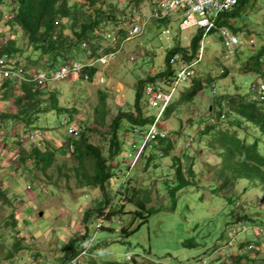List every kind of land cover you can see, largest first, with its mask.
<instances>
[{"label": "trees", "instance_id": "obj_1", "mask_svg": "<svg viewBox=\"0 0 264 264\" xmlns=\"http://www.w3.org/2000/svg\"><path fill=\"white\" fill-rule=\"evenodd\" d=\"M113 1L0 0V12L3 13L4 9L9 13L6 25L12 31V36L0 44V56L9 55L14 64L21 65L26 69L28 76H33L38 71L55 70L61 64L71 60H85V42L91 43L92 52L97 54L98 47L103 43V32L112 28H120L123 23L129 22L146 0H132L125 5L114 4ZM246 6V0H242L240 6L229 14L240 13L241 9ZM159 23H166V20L159 21ZM218 24H227L236 33L240 32V29L227 20H219ZM120 32L124 36L125 28ZM252 33L253 31L249 29L246 36L252 39ZM20 37H24L26 40L23 46L18 42ZM260 42L259 47L247 58V65L245 66V62L242 63L244 65L242 73H253L256 76V80L248 89L245 88L244 91L243 84L232 79L234 80L235 93H232L226 85L222 86L221 92L223 93H219L215 83L217 76L209 74L206 75L207 79L205 80L195 78L189 89L181 93L179 101L171 102L163 111L159 119L161 123H165L172 117H177L181 123L183 122L181 130L175 132L183 137L186 134V129L180 105L190 104L191 107H195L197 98L204 93L206 87H209L214 96L211 101L208 100L206 114L202 115L198 122L195 120L198 124L199 134L195 138V135L191 133L189 135L187 133V135L193 138L192 145L193 142L197 143V138L202 141L203 137L213 134L212 140L220 146L211 144L210 147L213 151L218 148V156L224 160L216 177L205 186L202 181L198 180L199 175L195 168L198 165V157L192 156V150L189 152L185 148L181 157H175L172 160L173 174L171 175L169 170L167 178L162 184L165 192V195L162 194L163 202L166 201L167 204L159 208L149 207L152 197L150 192L143 190H137L133 196L120 192V195L115 197L120 198L121 202L116 204L114 197L109 194V189H107L118 177L116 169L110 167L103 148L92 143L91 130L86 122H83V126L75 124L74 113L76 110L70 111L68 106L60 107L56 92L50 90L49 86L43 88L37 82L26 79H21L17 83L13 78L0 81V102L2 101V109H0V127L2 128L0 130L4 133L8 129L7 133L13 136L9 137L6 134L4 137L5 144L11 147L8 149L10 153H5L13 159V162L8 165L6 159L0 156V177H2L0 178V202H3V205L13 206L15 202H18L19 196L10 197L6 193L8 189L7 176L3 175L4 171L8 176L18 171L20 166H14L16 162L25 170H29L31 168L27 165L28 161H33V164L45 172L53 164L58 154H65L79 162V165L74 169L76 175L85 180L82 182L85 185L81 182L79 185L85 188L100 189L105 194V200L100 203L101 209L97 210L99 216L105 213L104 208H110L107 213L110 217H119L121 221L125 217H131L129 218L132 221L131 224L123 226L122 235L124 237L130 238L140 231L144 232L145 229L149 235L152 229L150 225L155 217H160V214L176 216L179 214L180 204L183 203L186 207L191 206L192 199L203 202V193L199 192V196H195L199 188L203 192L205 189L208 190L212 198L213 196L218 197V192L227 206L221 216L204 215L205 218L195 224L194 231L186 237H182V242L180 241L176 250L167 249L162 253L155 254L150 242L147 244L138 241V246L135 248L129 242L127 245L131 253L127 254L126 259L92 260L90 264H141L138 253L142 254L143 252L145 256L150 254L156 260V264H264V205L262 208L257 203H251L247 198L248 192L253 189L264 192V98L257 99L258 92L256 91L259 82L264 81V39ZM192 44L193 54H195L199 48L198 35L194 37ZM181 49L179 44L168 52L165 57V72L149 73L146 78L138 80L135 85L137 115L135 116L131 112H122L114 119L110 146L114 160L118 159L126 150L120 134L125 124L124 120H128L131 126L127 130L131 131L130 135L136 133L137 136L143 138V142H145L143 156H146L147 149L150 152L156 150L159 151V161H162L163 158H170L171 153L177 149L179 142H173L168 135L159 134L154 139L146 140L150 126L157 121V114L151 113L150 116H147L141 104L149 106V101L144 93L145 86H157L158 79L162 74H165L164 78L167 76L168 79L169 73H172L170 57ZM99 68L96 66L86 68L85 72L81 75L77 74L79 76L76 78L84 81L89 72L93 81ZM224 71L223 75L225 76L228 69L225 68ZM103 101L105 102L106 99ZM11 105H13L12 110ZM104 106L106 105L104 104ZM210 107L211 109H209ZM52 110L63 114L66 123L75 126L80 131L79 137H69L64 140L58 138L54 133V138L52 133H49V129L40 127L38 122ZM103 113L106 115L107 112ZM190 121L195 122L193 119ZM202 126L204 127L201 128ZM230 128L244 130L245 137L242 138L236 133H231ZM14 132L16 135H13ZM29 133L35 135L40 133L41 139L32 140L29 136L25 139L26 134ZM47 134L50 136L49 138H46ZM43 137L45 138L43 139ZM132 147L134 151V146ZM128 150L130 149L128 148L126 151ZM152 152L148 159L144 158L147 160L146 167L154 164V168L157 170L161 168V164H158L159 161H156V155ZM88 161L91 163L90 166ZM28 172L32 175L31 170ZM30 179L29 188L34 191L36 189L34 183L37 180L33 176ZM237 184H245L242 193H238L235 189ZM160 190L161 188H158L156 191L158 196H161ZM191 190L194 191L190 192ZM256 209L257 211L260 209L259 213H256ZM94 212L88 211L86 216ZM10 217L12 220L7 224L16 227L21 223L16 217L14 209ZM155 221L157 224L160 219ZM101 227L117 231L116 227L105 226L104 221L98 228ZM18 236H15L16 240L7 254L11 258L10 260L18 250L22 249V239ZM82 241L81 238H71L66 247L65 256L67 258L64 257L61 264H71L72 258L79 255L82 250ZM76 243L79 246L74 248ZM100 243L97 245L105 247L103 243ZM104 243L107 245L109 242L105 241ZM93 249L94 245L91 244L89 251Z\"/></svg>", "mask_w": 264, "mask_h": 264}, {"label": "rangeland", "instance_id": "obj_2", "mask_svg": "<svg viewBox=\"0 0 264 264\" xmlns=\"http://www.w3.org/2000/svg\"><path fill=\"white\" fill-rule=\"evenodd\" d=\"M130 1L132 0H114L113 3L125 5ZM246 3L247 6L242 8L240 13L225 14V18L237 29H240L238 35L243 40L250 39L246 34L251 29L256 40L255 48L248 45L237 56L233 55L227 59L220 38L215 32H211L206 39V48L202 60L195 65L197 78L205 80L207 79L206 75L217 76L215 83L219 93H223L221 92L223 85L228 86L229 90L235 93L234 80L243 84L244 91L256 80L253 73L242 72L244 62L246 66L247 58L259 47L260 40L264 39V0H246ZM149 5H151L150 1L142 5L143 15L150 11ZM1 12L0 44L12 36L11 29L6 25L9 13L4 9L3 13ZM134 22L139 23L137 17L134 18ZM180 23L181 18L178 16L172 19L170 24L150 20L145 24L144 34L126 42L124 50L121 49V53L110 64L102 66L100 75H97L94 81H81L73 75L67 81L56 82L50 86V90L56 92L60 107L68 106L70 111L76 110L74 113L75 124L83 126V122H86L91 130L92 143L103 148L110 167L116 169L118 177L112 182L113 184L111 183L110 187H107L116 204L121 202L120 198L115 197L120 195V192L133 196L137 190L150 192L152 202L149 207L159 208L167 204L165 200V203L163 202L162 194L165 195V192L162 184L167 178L169 170L171 171L170 174H173V158L181 157L185 148L189 152L192 150V156L198 157V165L195 168L199 175L198 180L202 181L205 186L216 177L217 171L222 167L224 159L218 156L217 150L219 149L216 148V151H213L210 147L211 144L220 146L212 140L213 134L203 137L202 141L197 138V143L193 142L192 145L191 138L188 136L190 133L195 137L199 134L196 123L202 115L206 114L208 100L211 101L214 96L209 87H206L204 93L197 98L195 107H191L190 104L180 105L179 108L183 110L182 118L186 129V134L183 137L175 134L183 126V122L181 123L179 118L172 117L164 124L159 123V127L164 128L163 133L165 135H168L173 142H179L177 149L171 153L170 158H163L162 161H159V151H151L156 155L155 159L159 161L158 164H161V168L156 170L154 164L146 167L147 160L144 158L148 159L151 152L147 149L145 151L146 156H143L145 142L136 133L130 135L131 131H127L128 127H131L128 120H124L125 124L120 134L126 150L128 148L130 150H125L116 160L112 158L110 152L114 119L122 112H131L135 116L137 115L135 108L136 83L138 80L146 78L149 73L156 72V70L161 72L166 67L165 52L162 51L161 47L175 44V40L178 38L184 44L188 43V39H192L193 31L182 30ZM167 27L171 29L169 40L162 33V30ZM18 42L23 46L26 40L24 37H20ZM224 68L228 69L225 76L223 75ZM103 76L105 78L101 81L99 78H103ZM189 87V83H184L181 86L179 91L175 93L177 101L181 98V93L187 91ZM103 99L106 101L104 102ZM48 101L50 102L49 98ZM1 102L0 109H2ZM141 106L147 116H150L151 113H158V110L152 109L148 104L143 105L142 103ZM12 109L13 105H11ZM100 109L101 112H99ZM102 111L107 112L106 115ZM62 118L63 114L52 110L47 116L41 118L38 125L49 129V133H52L54 138L55 133L58 138L65 140L69 136L65 134L66 132L60 125ZM191 119L197 120V122H192ZM124 129H126L125 132H123ZM230 131L242 138L246 135L242 129L230 128ZM7 132L5 130L3 133L0 130V156L6 159V164L9 165L13 159L7 156L10 153L8 149L11 148L10 145L5 144L4 137L8 134ZM13 135H16V132ZM8 136L13 137L11 134ZM27 138L28 135L26 134L25 139ZM58 138L57 140H59ZM132 146H134V152ZM88 164L91 165L90 161ZM27 165L30 166L31 169L29 170L32 171V175L18 162L14 166H20V169L14 174L8 176L6 171L3 172V175L7 176L8 189L6 193L10 197L19 196V198L14 206L3 205V202H0V264H61L62 259L66 257V247L71 238L83 239L87 237L94 239L92 242L94 249L88 250L86 255L81 256L80 262L77 264H90L92 260L126 259L127 254L131 253L127 245L129 242L133 248L138 246V241L147 244L150 242L155 254L162 253L167 249L176 250L177 245H180V241L182 242V237H186L194 231L195 224L201 222L205 218L204 215L221 216L227 209L218 192V197L213 196L212 198L208 190L205 189L203 192L199 188L195 196H199V192L203 193V202L192 199L191 206L186 207L183 203L180 204V211L176 216L160 214V217H155L150 225L152 229L149 235L145 229L144 232L140 231L130 238L124 237L122 235L123 226L131 224L132 221L129 219L131 217H125L123 221L116 216L110 217L107 214L110 208H104L105 213L99 216L97 210L101 209L100 203L105 200V194L100 189L85 188L79 185V182L82 183L85 180L76 175L74 168L79 165V162L73 160L71 156L58 154L53 164L45 172L33 164V161L29 160ZM32 176L36 177L37 180L34 183L36 187L34 191L29 188L30 177ZM244 187L245 184H237L235 189L238 193H242ZM158 188H161L159 192L161 196H158L156 192ZM129 189L130 191H128ZM247 196L251 203H257L260 207L264 205V192L253 189L248 192ZM217 203L218 206H216ZM13 209L19 222L21 221L16 227L7 224L12 220L10 215ZM88 211L95 212L86 216ZM259 211L260 209L258 211L256 209V213ZM156 219H160L157 224ZM103 221L105 226L116 227L117 231L103 227L98 228L99 225L102 226ZM16 235L22 239V249L18 250L13 259L10 260L11 258L7 254L12 249ZM100 241L105 247L97 245ZM105 241L109 243L106 245ZM77 246H79L77 243L74 244V248ZM147 255L149 256H145L144 252L138 253L141 264H156V260L150 254Z\"/></svg>", "mask_w": 264, "mask_h": 264}, {"label": "built area", "instance_id": "obj_3", "mask_svg": "<svg viewBox=\"0 0 264 264\" xmlns=\"http://www.w3.org/2000/svg\"><path fill=\"white\" fill-rule=\"evenodd\" d=\"M241 0H162L160 7L166 10L165 13H156L154 17H164L171 12H181L184 19L182 26L184 28L197 27L204 31H210L216 27V21L222 14L228 11H232L238 8ZM141 25H134L130 30L131 35H138L142 32ZM221 34L224 38L226 46L233 50L238 46L239 39L232 34L229 30L223 29ZM181 54H176L171 58V62L177 67L173 69V72L169 75L170 78L163 80L157 86H148L145 89V95L148 98L150 105L153 108H158L163 103V108L171 101L172 92L176 89V85L184 82H189L195 75L194 63L185 61L182 59ZM106 62L107 58H102ZM93 64V63H92ZM83 66L80 63L66 64L61 66L58 70L54 71L52 80H63L73 72H79ZM0 78H14L16 82L21 79H25V70L23 68H16L14 61L8 57L3 56L0 58ZM36 80L40 85L45 86L51 80L45 73H39L36 75ZM163 87L170 88L171 91H165ZM259 99L264 98V81L259 82L256 89ZM66 133L69 137H79L80 131L74 126H67ZM159 134L158 124L152 125L147 139H154ZM164 135V134H163ZM32 140L41 139V134H28ZM100 226V225H99ZM93 239L86 238L82 241V250L75 258L87 253ZM74 258L73 264L77 261Z\"/></svg>", "mask_w": 264, "mask_h": 264}, {"label": "clouds", "instance_id": "obj_4", "mask_svg": "<svg viewBox=\"0 0 264 264\" xmlns=\"http://www.w3.org/2000/svg\"><path fill=\"white\" fill-rule=\"evenodd\" d=\"M148 1L151 2V5L148 6V7H151L150 8V11L148 13H146V14L143 15V11H141V9H142V6H141L140 9L135 13V15L131 18V20L129 22L123 23V26H121L120 28H115V29L112 28V29H110L108 31L103 32V35H104L103 43H102L101 46L98 47L97 54H95V53L92 52V50H91V43L85 42L84 43V49L86 50L85 60H71V61H68V62H65V63L61 64L55 70H52V71H50V70L49 71H38L33 76H28L26 69L24 67H22L21 65L15 64V66H16V68H20L21 67V68H23L25 70V79L26 80L33 81V82H37V84L40 87H43V88H46L48 86L50 87L53 83H56V82L67 81L73 75L74 76H79L77 74H80L81 75V74H83V72H85L86 68H91L93 66H96L98 68L100 67L99 70L97 71V74L95 75V78H94V80H95L96 79V76L97 75L98 76L100 75L102 66L107 65V64L111 63L114 59H116V57L121 53L120 50L125 47V43L126 42H128L132 38H135V37H138V36H141V35L144 34V32H145V24L148 21H150V20H154V21L166 20V23H169L170 24V22L172 21V19H175V17H177V16L179 18H181L180 25H181L182 30H184V31H193V34H192L193 37H192V39H188L189 41H188L187 44H184L183 41L178 38V39L175 40V44H173V45L169 44L168 46L164 45V46L161 47V49H162V51L165 52V57H166V55L168 54V52L170 50H172L173 48H175L176 45H179L180 44V46L182 47V49L180 51H177V52H175V53H173L171 55V57H170V64H171L172 72H173V69H175V67H177V66L171 62V58L173 56H175L176 54H181L183 56L182 57L183 60L189 61L190 63H194L195 75L193 76V79L191 81H189V82H184V83H189V86H191L192 83H193V81H194V79L197 78V68H196L195 65L198 64V63H200L201 60H202L203 53H205V48H206L205 47L206 42H207L206 39H207L208 35L211 32H215L218 35V37L220 38V40L222 42V45L224 47V50H225V58H227V59L230 58L233 55L234 56H237L241 51H243L245 48H247L248 45H250V47L255 48L256 40H255L254 37L252 39H249V40L248 39H246V40L244 39L243 40L242 37H240L238 35V33H236L232 28H230L229 26H227V24H220V25L218 24V21L219 20H227L225 18V14H229L231 11H228V12H225L224 14H222L221 17L218 18V20L216 21V27L212 28L210 31L207 32V31H204L203 29H199V28L194 27V26L193 27H190V28H184L182 26L184 17H183V15H182L181 12H176V13L175 12H171V13L167 14L164 17H160V15H159V17H154L156 13L159 12L160 14H163V13L166 12V10H164L163 8L160 7V2L162 0H147L142 5H144ZM231 15H233V14H231ZM136 17L138 18L139 23H135L134 22V18H136ZM134 25H141L142 28H143L142 29V32L139 33L138 35H135V36L130 34V30H131L132 26H134ZM123 28H125L124 36L120 32ZM223 29L229 30L232 34H234L239 39L238 46L235 49L230 50L226 46L225 41H224V38H223V36L221 34V31ZM162 33H163V35L165 36V38L167 40L170 39V34H171L170 27H167V28L163 29L162 30ZM197 35L199 36V48H198L199 51L197 50L196 53L193 54V44H192V42H193L194 37L197 36ZM3 56H8L9 57V55L3 54L2 56H0V58L3 57ZM102 58H107L106 62H104L102 60ZM164 60H165V58H164ZM74 63H80L83 66V68L79 72H73V73L69 74L67 76V78H65L63 80H52V78H53V75L52 74L54 73V71L58 70L61 66H64L66 64H74ZM161 72H165V70L163 69V71H161ZM39 73H45L46 75L49 76V78L51 80L47 83V85L42 86L36 80V75L39 74ZM153 73H159V71L156 70V72L154 71ZM170 74L171 73H169V75ZM164 75L165 74H162L161 78L158 79V84L160 82H162L163 80H166L167 79V76H165V78H164ZM104 78H105V76H103V78H99V79H101V81H103ZM109 78H110V76H109ZM168 78H170V76H168ZM5 79H9V78H4V79L3 78H0V81L5 80ZM84 81L92 82L91 75H90L89 72L86 74ZM14 82L17 83L15 81V79H14ZM184 83H180V84L176 85V89L173 90V92H172V99H171V101L164 108H163V103L160 105V107L153 108L150 105V102H148L149 103V107H151L154 110H158V113H157V121L155 122V124L156 123L158 124L159 134H161V135L164 134L163 133L164 128L162 127L163 130L160 131L161 128L159 129V123H161V122H160L159 119H160L163 111L168 107V105L171 102H173V101L176 100L175 97H177V96H175V93H177L179 91V89L181 88V86ZM148 86H150V85H146L145 86L144 93H145L146 87H148ZM163 89L165 91H168V92L171 91V89L170 88H167V87H163ZM257 99H259V97H257ZM155 124H153V125H155ZM162 124H164V123H162ZM60 125L64 129V132H66L65 129H66L67 126H73L71 124L66 123L65 118H62V121H61ZM151 126H150V128H151ZM203 127L204 126H202L201 128H203ZM149 131H150V129H149ZM148 133H147V135H148ZM65 134L67 135V133H65ZM47 135H46V138H49L50 136L49 135L47 136ZM163 136H166V135L164 134ZM44 138L45 137H43V139ZM194 138H195V136H194ZM192 141H193V138H191V142ZM84 239H86V237L83 238V240ZM86 254H84V255H86ZM80 257L79 258L73 257L72 258V262H73V260L75 258L77 261H75L74 264L79 263L80 262ZM72 262H71V264H73Z\"/></svg>", "mask_w": 264, "mask_h": 264}, {"label": "bare ground", "instance_id": "obj_5", "mask_svg": "<svg viewBox=\"0 0 264 264\" xmlns=\"http://www.w3.org/2000/svg\"><path fill=\"white\" fill-rule=\"evenodd\" d=\"M110 64V63H109ZM106 69V68H105ZM106 72V71H105ZM0 128H2V127H0ZM8 128V127H7ZM8 130V129H7ZM9 131V130H8ZM10 135V134H9Z\"/></svg>", "mask_w": 264, "mask_h": 264}]
</instances>
